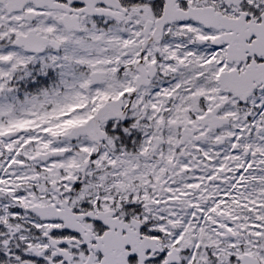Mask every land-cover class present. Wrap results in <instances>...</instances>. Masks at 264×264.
<instances>
[{
	"label": "snow or ice",
	"instance_id": "1",
	"mask_svg": "<svg viewBox=\"0 0 264 264\" xmlns=\"http://www.w3.org/2000/svg\"><path fill=\"white\" fill-rule=\"evenodd\" d=\"M0 264H264V0H0Z\"/></svg>",
	"mask_w": 264,
	"mask_h": 264
}]
</instances>
